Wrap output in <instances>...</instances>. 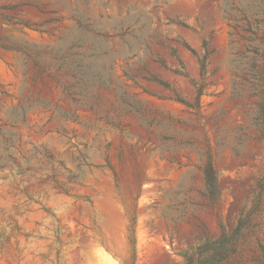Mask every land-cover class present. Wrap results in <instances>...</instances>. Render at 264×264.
Masks as SVG:
<instances>
[{
	"label": "rangeland",
	"instance_id": "obj_1",
	"mask_svg": "<svg viewBox=\"0 0 264 264\" xmlns=\"http://www.w3.org/2000/svg\"><path fill=\"white\" fill-rule=\"evenodd\" d=\"M233 6L247 19H223ZM263 11L264 0H0L2 40L48 61L69 55L72 87L70 96L22 52L0 49V264H185L200 240L222 225L232 233L249 213L248 245L230 264H257L264 142L251 76L262 53L248 39L264 30ZM204 39L213 54L196 112L153 79L191 100ZM35 99L77 120L36 109L12 127L11 110Z\"/></svg>",
	"mask_w": 264,
	"mask_h": 264
},
{
	"label": "trees",
	"instance_id": "obj_2",
	"mask_svg": "<svg viewBox=\"0 0 264 264\" xmlns=\"http://www.w3.org/2000/svg\"><path fill=\"white\" fill-rule=\"evenodd\" d=\"M16 6L10 7L8 9H15ZM239 12L242 19H247L248 15L246 10L241 6H233L229 8H225L223 11V19L233 18V12ZM264 17V11L262 12ZM10 24L13 25H23L25 27H33L38 26L35 24L28 23L22 20H14L10 19ZM251 36L248 37L249 42L258 41L261 43V56L258 60H255V64L252 67V80L253 87L257 93V111H256V127L258 130L257 139L264 142V30H254L251 31ZM0 49L5 51H17L22 52L26 59L31 61L34 65L36 77L39 79H43L44 77L52 79L58 86L62 87L64 91L72 96V87L70 86V81H63V78L69 76V72L65 71L67 66L66 59L69 55H57L54 57V61H48L45 59V54L38 51L36 53H31L22 47H17L12 44L5 43L0 37ZM213 51L209 48L208 39L203 40L202 44V53L198 55V60L200 64L201 78L199 81L193 80L192 84L194 86L195 95L191 100L182 97L168 82L162 81L160 79L154 78L153 81L163 86L167 90L173 92L174 97L172 100L181 103L188 109L194 110L196 112L199 111L201 107V97L204 95L206 87L208 85V60L212 56ZM0 94L8 96V94L2 90H0ZM1 101V99H0ZM43 110L51 113V117H57L63 121H76L72 115L62 112L57 106H54L51 102L35 99L34 101L27 103H21L19 106L14 107L11 112L8 114L9 122L11 126H15L18 124L25 125L27 122L28 114L33 110ZM0 112H2V108L0 107ZM113 124V123H109ZM11 135V134H9ZM6 136L8 134L6 133ZM10 142V140H9ZM7 150V148H6ZM73 164L75 161H71ZM108 167L112 169L109 165L108 159H106ZM61 166H64L63 163H60ZM78 172L81 171V165L76 166ZM67 173L71 174L72 172L66 170ZM204 175H205V187H206V197L210 201L212 206H216L221 201V191L219 187L218 177L215 171V166L213 162V157L208 155L204 159V167H203ZM114 173V171H113ZM115 179L117 181V175L114 173ZM77 176L75 179H78ZM64 184H62L63 186ZM131 231L134 237L135 234V226H136V218H132ZM222 235L218 238H205L200 240L199 244L191 248L184 256L185 264H230L231 261L237 256L240 249L244 246H247V242L249 240L248 230H252L253 227V218L251 213L240 218L238 222V227L232 233H229L224 225H222ZM259 253L254 252V260L257 264H264V246L259 244ZM135 259V256H134Z\"/></svg>",
	"mask_w": 264,
	"mask_h": 264
}]
</instances>
